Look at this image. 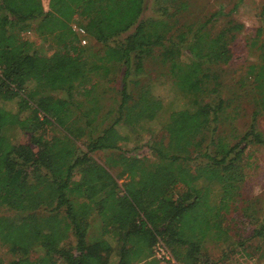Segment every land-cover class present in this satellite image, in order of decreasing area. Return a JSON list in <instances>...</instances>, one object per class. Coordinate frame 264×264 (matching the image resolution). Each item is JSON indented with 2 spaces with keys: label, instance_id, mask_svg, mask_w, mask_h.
<instances>
[{
  "label": "trees",
  "instance_id": "obj_1",
  "mask_svg": "<svg viewBox=\"0 0 264 264\" xmlns=\"http://www.w3.org/2000/svg\"><path fill=\"white\" fill-rule=\"evenodd\" d=\"M145 7L146 0H47V9L41 0H0V100L22 95L17 111H27L19 118L0 106V208L11 211L0 215V243L13 255L9 264H110L112 257L111 264H157L150 256L156 237L177 261L205 264L201 244L226 231L220 212L241 205L240 214H249L238 184L247 143L264 145L256 127L264 108V24L249 40L256 60L238 83L243 92L248 85L254 105L247 128L230 142L219 133L232 100L220 96L219 65L229 60L228 42L242 25L227 22L211 34L222 15L216 10L173 38L170 20L143 17ZM72 23L100 47L80 44ZM29 31L52 34V52L33 48L22 35ZM147 59L165 67L182 105L149 138L151 159L101 164L91 154L118 149L125 138L118 128L151 120L161 107L148 90L133 94L137 80L127 78L142 72ZM104 64L120 74L119 99L116 117L95 132L91 76ZM75 93L89 106L77 101L71 110ZM10 126L26 141L12 142L4 133ZM47 126L54 131L48 138ZM191 163L198 178L188 171ZM202 180L212 181L209 195L218 191L217 203L205 209L198 201ZM254 220L247 240L264 241V220Z\"/></svg>",
  "mask_w": 264,
  "mask_h": 264
},
{
  "label": "rangeland",
  "instance_id": "obj_2",
  "mask_svg": "<svg viewBox=\"0 0 264 264\" xmlns=\"http://www.w3.org/2000/svg\"><path fill=\"white\" fill-rule=\"evenodd\" d=\"M236 2L237 0H146V7L142 13L145 18L170 20L173 38L179 33L192 29L198 22L216 10H220L222 15L218 17V20L210 29L211 34L225 26L227 22H238L242 25L239 30L234 32L235 36L228 42L229 60L227 63L219 65L222 76L220 96L232 98L229 107L224 112V114L227 113V118L222 119L219 133L226 136L230 142H235L247 128L249 115L254 105L249 96L248 85L245 86L248 90L243 92V87L240 88L238 83L244 77L247 65L256 60V51L252 46H249V40L253 37L255 29L264 24V0H240L235 9H232ZM41 3L43 8L47 9V0H41ZM22 35L31 42L36 50L45 54L52 52L55 44L52 34L37 36L29 31ZM80 39L85 41L84 45L89 44L91 46L93 44L92 41H88L86 38L80 37ZM60 46L63 50H67L63 43ZM92 46L100 47L99 44L95 43ZM158 52V49H154L153 54ZM119 77L120 74L117 70H114V66L106 64L91 76L93 88L90 94L94 96L98 106L97 117L92 123L95 132L116 117L115 111L119 99ZM129 77L137 80L135 90L132 88L133 94L141 89L148 90L150 95L160 100L161 107L151 120L141 121L131 128H118V132L125 135L124 139L117 142L120 146L118 149L91 154L92 158L101 164L105 163L108 158H114L117 161L120 157L151 159L152 156L146 147V144L150 141L149 138H157L161 133V126L166 115L172 109L179 108L182 105V100L171 86V80L165 67L161 66L157 60H145L143 71L127 78ZM127 86L130 89L132 83L127 82ZM54 95L64 96L63 92H57ZM85 98L88 97L78 93L73 94L69 104L70 109L72 110L75 107L77 101L85 107L89 106ZM22 99L23 96L18 94L10 101L0 100V106L11 112H17V116L21 118L27 113L26 110L17 111L18 107H21L20 102ZM256 127L264 135V108L257 115ZM4 133L14 143L26 141L18 127L10 126L4 130ZM53 133L54 131L50 126L44 128V137L48 138ZM193 165L194 163H191L188 171L198 178L201 171L199 168L192 167ZM118 166L119 163L115 169H109L110 172L113 174L116 170H119L120 166ZM240 169L242 179L239 181L238 186L242 196L247 201L248 218L240 214L241 205L230 206L227 211L220 212L223 217L220 225L224 226L226 231L221 232L218 236L214 235V237L216 236L214 239L211 237L206 239L201 244L200 255L202 256L200 260H205V264H213L212 262H216L214 264H264V241L250 237L247 240L252 228L250 223L252 222V216L255 218L254 224L256 222L261 223L264 220V145L247 143L241 156ZM123 178L117 180V183L120 184ZM203 182L204 185L200 189L198 201L199 207L205 209L207 205L217 203L218 191L217 187H213L211 190L213 193L209 195L208 189L211 187L212 181ZM10 212L0 208V215H7ZM257 254H260L263 258L255 260L254 257ZM251 255H254L253 259L248 257ZM31 257H33V254ZM12 259L13 255L7 251L6 246L0 243V264H9ZM113 261L114 258L112 257L110 262Z\"/></svg>",
  "mask_w": 264,
  "mask_h": 264
},
{
  "label": "built area",
  "instance_id": "obj_3",
  "mask_svg": "<svg viewBox=\"0 0 264 264\" xmlns=\"http://www.w3.org/2000/svg\"><path fill=\"white\" fill-rule=\"evenodd\" d=\"M71 28L75 33L80 37H82L83 31L81 28L76 27L75 25H71ZM81 44L84 43L83 39L79 40ZM151 258L155 259L157 264H183L177 261L170 249L166 246V244L158 237L154 240L151 245ZM211 264V263H209Z\"/></svg>",
  "mask_w": 264,
  "mask_h": 264
}]
</instances>
